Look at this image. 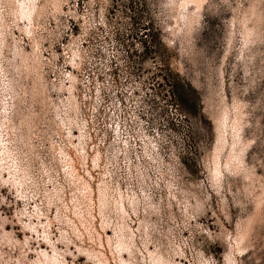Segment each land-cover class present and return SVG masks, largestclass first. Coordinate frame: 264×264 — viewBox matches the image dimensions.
<instances>
[{
	"label": "rangeland",
	"instance_id": "obj_1",
	"mask_svg": "<svg viewBox=\"0 0 264 264\" xmlns=\"http://www.w3.org/2000/svg\"><path fill=\"white\" fill-rule=\"evenodd\" d=\"M262 4L0 0V264H264Z\"/></svg>",
	"mask_w": 264,
	"mask_h": 264
},
{
	"label": "snow or ice",
	"instance_id": "obj_2",
	"mask_svg": "<svg viewBox=\"0 0 264 264\" xmlns=\"http://www.w3.org/2000/svg\"><path fill=\"white\" fill-rule=\"evenodd\" d=\"M4 2L6 6H10V0H4ZM262 7H264V4H262ZM29 23H31L30 19H29ZM28 34L31 35V33H28ZM72 67L76 68V64L74 62H72ZM108 127L111 128L112 125L110 124L108 125ZM118 127L119 126L117 125V128ZM5 183L7 182L5 181ZM20 215H23V213L21 212ZM10 216H13L11 197L4 196L3 198H0V229H6L7 227L10 226V224L17 222L15 219L10 221L9 220ZM248 223H249V226L252 228H255L258 223L260 235L261 237H264V217H261L258 222L254 217H250ZM4 235L7 236L8 233H4ZM17 243L26 246L28 241L27 239H25L23 241H17ZM19 251L23 255L24 247H21ZM68 256H69V259H73L70 253L68 254ZM82 260H83V256H81L80 260L74 261V264H81ZM224 260L226 261V264H233V261L231 260L230 257H224ZM65 264H67V262H65ZM200 264H220V261H219V258L213 260L211 256H207L206 258L201 259Z\"/></svg>",
	"mask_w": 264,
	"mask_h": 264
}]
</instances>
